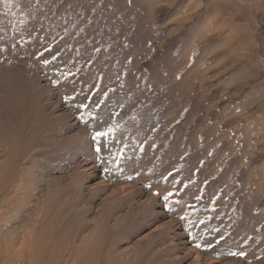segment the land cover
<instances>
[{"label": "rangeland", "instance_id": "obj_1", "mask_svg": "<svg viewBox=\"0 0 264 264\" xmlns=\"http://www.w3.org/2000/svg\"><path fill=\"white\" fill-rule=\"evenodd\" d=\"M0 264H264V0H0Z\"/></svg>", "mask_w": 264, "mask_h": 264}, {"label": "snow or ice", "instance_id": "obj_2", "mask_svg": "<svg viewBox=\"0 0 264 264\" xmlns=\"http://www.w3.org/2000/svg\"><path fill=\"white\" fill-rule=\"evenodd\" d=\"M55 58H56V57H53V59H55ZM44 63H45V64H48V63H50V61H49V60H44ZM66 99H67V97H66ZM82 107H87V105H82ZM113 131H114V129H111V128H109L107 132H104V131H97V132H96V137H97V138H101V137L108 136V134L111 133V132H113ZM96 150H97V152L100 151L99 146L97 147ZM117 163H119V161H117ZM170 175H171V174H170ZM158 195H159V193H158ZM172 195H173V193H171V192L167 193L166 195L163 196V200H164L165 202H169L170 197H171ZM169 210L171 211L172 209L169 208ZM218 242H219V241H218Z\"/></svg>", "mask_w": 264, "mask_h": 264}, {"label": "bare ground", "instance_id": "obj_3", "mask_svg": "<svg viewBox=\"0 0 264 264\" xmlns=\"http://www.w3.org/2000/svg\"><path fill=\"white\" fill-rule=\"evenodd\" d=\"M97 226V225H96ZM98 227V226H97ZM125 251V250H124ZM123 253H125V252H123ZM129 254V253H128ZM127 253H126V255H128ZM137 254V253H136ZM123 255V254H122ZM131 257V256H130ZM136 258V257H135ZM235 259V258H234ZM151 260V259H150ZM199 260V259H198ZM229 260V259H228ZM219 261V260H218ZM236 261V260H235ZM253 261V260H252ZM222 262V261H221ZM215 263V262H214Z\"/></svg>", "mask_w": 264, "mask_h": 264}]
</instances>
